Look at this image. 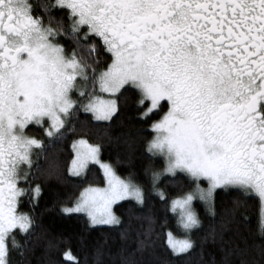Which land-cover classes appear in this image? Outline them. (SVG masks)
Instances as JSON below:
<instances>
[{
    "label": "snow or ice",
    "instance_id": "snow-or-ice-1",
    "mask_svg": "<svg viewBox=\"0 0 264 264\" xmlns=\"http://www.w3.org/2000/svg\"><path fill=\"white\" fill-rule=\"evenodd\" d=\"M61 38L71 40L70 51ZM102 51L110 59L102 60ZM128 86L140 94L138 104H147L142 117L167 101V111L150 125L155 135L147 151L164 159L163 168L151 172L152 189L167 200L184 233L166 230L171 252L194 247L190 233L201 220L193 200L198 196L215 215L213 194L220 187L258 197L264 237V0H0V264H14V254L27 264L35 220L18 203L42 192L29 177L57 174L56 145L86 123L78 112L110 122ZM30 121L47 125V145L25 134ZM36 149L43 169L32 159ZM72 149L68 172L84 176L94 162L104 185H87L62 211L84 212L90 225H118L114 203L126 197L145 203L131 175L122 177L100 159V144L81 136ZM177 173L193 186L169 198L157 181ZM151 225L146 218L144 239L122 264H137L133 257L149 246ZM63 257L78 264L70 248Z\"/></svg>",
    "mask_w": 264,
    "mask_h": 264
},
{
    "label": "trees",
    "instance_id": "trees-1",
    "mask_svg": "<svg viewBox=\"0 0 264 264\" xmlns=\"http://www.w3.org/2000/svg\"><path fill=\"white\" fill-rule=\"evenodd\" d=\"M59 42L71 50L70 39L61 38ZM101 59H110V56L102 51ZM139 99L138 91L128 86L119 96L118 112L110 122L98 124L91 120L90 114L78 112L79 120L86 123H77L75 133L56 145L57 174L49 176L36 172L35 176L29 177L32 185H41L42 192L35 201L27 194L22 201L23 211L35 220L30 238L17 233L21 241L29 239V251L24 257L27 264H77V261L63 257V252L69 248L78 264H122L123 257L137 247V241L144 239V224L148 217L152 221L149 246L135 252L133 259L137 264H241L242 261L264 264V256L260 254L264 237L259 231L258 197L237 187L215 190V215L210 214L201 201H193V208L201 220L190 233L194 247L185 254L171 252L165 242L166 230L173 231L177 237H183L184 233L177 227L176 216L169 211L167 200H162L152 189L151 172L162 169L164 160L147 151L153 135L150 125L160 119L168 105L161 101L158 109L142 117L140 113L147 104L141 106ZM30 132L47 145L48 138L42 126L32 127ZM81 136L100 144V159L112 163L122 177L131 175L145 191L144 204L127 199L113 206L121 221L118 225L92 226L83 213L62 212V206L72 205L84 187L104 184L103 173L97 164L90 163L81 177L68 172L73 156L72 142ZM33 161H38L42 169L46 167L44 155L38 149ZM157 186L171 198L181 191H188L193 184L183 173H177L176 176L162 175ZM236 246L243 252L234 253ZM20 262L21 257L14 254V264Z\"/></svg>",
    "mask_w": 264,
    "mask_h": 264
},
{
    "label": "flooded vegetation",
    "instance_id": "flooded-vegetation-1",
    "mask_svg": "<svg viewBox=\"0 0 264 264\" xmlns=\"http://www.w3.org/2000/svg\"><path fill=\"white\" fill-rule=\"evenodd\" d=\"M162 101H166V100H162ZM167 102V101H166ZM39 126H41V125H38V124H36L35 122H29V124L28 125H26V132H25V134L26 135H28V136H33V137H35V138H37L34 134H32L31 132H30V128H32V127H39ZM44 126V125H43ZM42 126V127H43ZM44 128V127H43ZM37 139H39V138H37ZM33 155H34V153H33ZM33 155H32V159H33ZM22 187H25V184H22L21 185ZM26 188V187H25ZM25 197V195H23L21 198H20V200H19V203H18V209H19V211H21V212H24L23 211V208H22V201H23V198Z\"/></svg>",
    "mask_w": 264,
    "mask_h": 264
},
{
    "label": "rangeland",
    "instance_id": "rangeland-1",
    "mask_svg": "<svg viewBox=\"0 0 264 264\" xmlns=\"http://www.w3.org/2000/svg\"><path fill=\"white\" fill-rule=\"evenodd\" d=\"M43 127H47V125L45 124ZM152 130V129H151ZM46 135V134H45ZM153 135H155V133L153 132ZM153 135H152V137H153ZM37 150V149H36ZM36 150H34V152L33 153H35L36 152ZM162 157V156H161ZM163 158V157H162ZM164 160V159H163ZM94 163V162H93ZM94 164H96V163H94ZM98 165V164H97ZM99 166V165H98ZM100 167V166H99ZM101 169V168H100ZM102 171V170H101ZM103 173V172H102ZM72 175V174H71ZM164 175H169V174H164ZM104 185V184H103ZM103 185H101V187H103ZM202 187H207V181H203V184H202ZM229 187H235V186H229ZM85 188V187H84ZM220 188H224V187H220ZM238 188V187H237ZM156 193V192H155ZM252 194H254V193H252ZM79 196V195H78ZM77 199V198H76ZM127 199H131V200H134L132 197H126L125 199H123V200H127ZM123 200H119V201H117L116 203H118V202H121V201H123ZM195 200H199V197L197 196L196 198H194V200L193 201H195ZM135 201V200H134ZM200 201V200H199ZM202 202V201H201ZM116 203H114L113 204V206L116 204ZM203 203V202H202ZM204 204V203H203ZM205 205V204H204ZM71 206V205H70ZM113 206H112V208H113ZM63 213H65L64 211H62ZM71 213H74V212H71ZM76 213H83V214H85L86 215V213H84V212H76ZM66 214H68V213H66ZM174 214V213H173ZM175 216H177V214H174ZM87 216V215H86ZM88 218V217H87ZM97 225H106V224H97ZM92 226H95V225H92Z\"/></svg>",
    "mask_w": 264,
    "mask_h": 264
}]
</instances>
